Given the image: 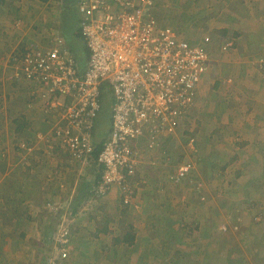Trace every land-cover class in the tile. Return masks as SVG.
Masks as SVG:
<instances>
[{
  "label": "built area",
  "instance_id": "2783aa9c",
  "mask_svg": "<svg viewBox=\"0 0 264 264\" xmlns=\"http://www.w3.org/2000/svg\"><path fill=\"white\" fill-rule=\"evenodd\" d=\"M155 7L154 0H78L89 52L84 62L60 36L46 46L29 44L24 53L11 56L12 78L38 84L48 98L45 111L52 113L54 125L37 138H58L52 149L62 147L79 166L96 165L100 180L95 195L104 197L116 188L125 205L136 199L132 181L147 164L146 155L192 114L212 62L211 37L190 41L171 26H160ZM21 24L19 20L16 26ZM232 45L230 40L224 50ZM106 96L111 99L110 127L96 157L95 126ZM189 142L195 151L194 138ZM34 146L28 142L22 147L32 151ZM195 167L193 160H184L172 183L192 181L201 191L199 180H192ZM69 221L53 237L48 264H69L74 238Z\"/></svg>",
  "mask_w": 264,
  "mask_h": 264
},
{
  "label": "crops",
  "instance_id": "0c3cea01",
  "mask_svg": "<svg viewBox=\"0 0 264 264\" xmlns=\"http://www.w3.org/2000/svg\"><path fill=\"white\" fill-rule=\"evenodd\" d=\"M215 2L218 7L209 4L213 8L209 9L204 17L212 19L215 24L216 22H220L216 24V27L219 26L217 28L226 29L223 31L224 33L230 32L231 35L233 33L237 34L239 36L240 46L238 39L235 37H233L232 47L228 50H223L221 44L217 46V48H215L216 46L213 48V43L210 45L209 52L213 56L216 55V57H220L219 55H221L219 61L221 75L219 76L225 78L221 80H217L216 78L213 79L212 69L204 76L199 90L198 105L201 104V110L205 112V107L207 106L205 102H207V104L211 105L208 106L210 107L209 111L213 112L214 115L209 117L207 123L203 125L206 128V132L199 127L200 123H198L196 132L191 126V133L194 134L195 132L198 137H202L206 133L209 135V139L210 141L212 140V143L214 142V135L220 133V135H222L226 131V134L241 135V140L243 141L235 146H238V149L242 146V150H240V152L237 151V153H234L231 157H229V154L225 159L223 169H221L225 170V172H221V170L219 172L223 177V181H225L224 184L227 185L224 192L225 197L227 196L225 201L227 202V198L229 197L230 199L234 198L233 200L235 202L237 201L236 205L239 207L242 205L241 203H243L241 200H244L246 201L245 207H250L247 206L249 203L254 209L246 208L247 213L248 211L253 213L251 218L253 222H251V224H248V220L245 223L242 222L243 224H240L241 227L239 226L237 229L242 230V234L238 237V241L243 247L244 243L247 245L249 242H254L255 238L258 236H264V63L261 62V60L264 59V43H254L258 40L255 36H264V0H218V2ZM7 3V0H0V171L3 172L4 169L5 171L7 170L6 174H3V178L1 179V183L4 184L5 182L3 186V189H5L3 190V194H5L0 195V225L3 226L4 230L0 229V231L4 232L3 237H0V264H32L35 259L39 258V253L34 246L35 239L31 238L32 236L35 237V233L38 235V226L41 228V223L37 222V220H41L45 215L43 210L47 208L43 207L44 204L48 205V208L53 207L56 211L64 210L63 212H65V209L61 204L56 205L49 199V196H54L55 194L54 190L56 187L53 185L43 186L40 187V189L36 185H33L31 188L29 185L17 184L18 188H16L15 192L13 191L10 196L8 194L9 192H7V190L10 189L6 188L7 182L11 180L10 173H16L15 177L21 182H24L22 179L28 175L25 176L22 173L24 170V163L22 161L19 162L18 159L13 162L8 160L7 154L13 152V144L5 141L4 134L11 133L13 136L17 135L15 134L16 126L13 121L14 118L24 116L29 124H31L32 121H35V117L31 119L29 117L30 113H36L38 115L45 114L46 117L48 116V113L44 110V101L41 98H36L35 95L33 97L31 95L32 91L35 90L36 83L34 84L24 80L16 81L12 78L11 74L14 67L11 62V56L15 52H23L24 47L30 42H38L42 43V45L48 44V42L44 40L46 37L43 38V34L39 33V29L31 31L33 26L39 23L40 15L35 7V3L31 2L32 5L34 4L32 8L30 4L23 9L22 7L21 9H15L13 7L15 10L14 14L11 13L13 9L10 10V8L6 6ZM222 9L223 12H221ZM19 20H21L22 24L20 27H17L16 23ZM28 23L32 28L29 29ZM219 37L217 36L218 39ZM250 44L253 45V49ZM229 57L230 59H227ZM79 58L84 60L81 55ZM244 64H247V66ZM231 72L232 75H227ZM218 82L221 85L220 90L229 93L227 97H219V95L216 97L213 95V91H215L213 88ZM22 89H25L27 93L25 94ZM236 92L240 95L234 94ZM28 94L29 98L27 97V99H29V101L24 105L20 102L23 101L22 95L25 97ZM30 95L35 102L37 101L33 106H31L33 100L30 99ZM14 103L23 106L21 109L19 108L17 110L14 107ZM36 105L39 108L41 106L44 113L33 110L32 108ZM198 109L199 110H196V112L194 111L190 116L194 123L196 122V118L198 122L201 117L197 116L201 111L199 106ZM9 116L12 117L11 126H8L7 123ZM239 118H245V121L243 122ZM186 119L188 118L186 117L181 123V128L182 125L186 124ZM236 121L237 125L235 126L234 122ZM42 122L46 123L48 121L42 119L39 124ZM222 122H226L225 125H222ZM44 125H42V127H44ZM30 128L31 127L26 130ZM236 128L239 130V133H236ZM229 129L231 130L228 131ZM181 130L182 132L184 131L183 129ZM1 137L5 142H1ZM34 141H36V137H34L31 142ZM188 143L190 142L188 141ZM225 143L227 144V141H224L222 145L224 150H226L227 147ZM18 145L19 147L15 146L14 150L18 152L22 151L20 144ZM1 151H5V153L2 154ZM48 151H51V154H55L56 148L52 149L50 147ZM237 158L241 160L236 164ZM6 161L9 167L6 165ZM213 165H215V163ZM32 172H35V170ZM56 173L57 175H61L58 171H56ZM47 180H51L50 177L47 178ZM76 196L77 193L76 195L72 194L70 198ZM160 196L165 198L163 201L164 206L167 202V196ZM47 197H49L48 200L46 199ZM7 198L19 202V208L14 207L11 202H9L10 204L8 206L14 208L11 215H14V211H16L17 215H23V218L17 217L15 219V222L20 221L22 227L21 230L19 228V237L11 236L13 232L11 230V224L8 223L9 221L1 213L4 209L7 211V205H3ZM184 199H186V197H184ZM211 200L215 202V199L211 198ZM149 201H151L150 195H141V203L148 204L147 202ZM188 202L189 201H183L182 204L185 205ZM198 202V204L202 203L201 201ZM193 204L194 203H190L189 212L193 211L194 207L197 205ZM232 204L233 201L231 205ZM72 206L73 203H71V205L69 204L66 210H70ZM149 207L152 208V206ZM164 207L168 209L170 204ZM84 210L83 205L82 209L76 215V218H78L77 225L73 221L77 231L76 235L78 234V238L76 239L78 241V246L74 248V256L71 258V264H73V261L77 258H81L82 261L87 260L92 262L94 260L95 264H212L217 258L223 264L227 262V258L222 255L224 252H217L220 249H217L218 247H215L214 244L210 245L208 239L204 244L200 242L198 236L190 237L187 234L179 235V231L177 233L178 229H176V227L179 226L177 225L179 222L176 223L172 218H169L170 214H167L168 217L164 219L163 227L159 228L158 237L150 238L147 236L150 227H146L145 222L138 221L133 223L137 229V233L135 234V239L132 244L124 242L117 244L115 243V239L122 238L126 234L128 225L130 224L127 222L122 223L125 216L135 212L130 210L126 213H122V209L113 207L112 210L106 211L107 218L104 220L103 225L95 227L93 224L96 221L93 222V220H95L96 214L100 211L96 213H87V211L84 212ZM68 212L72 214V211ZM29 216L32 217L31 221ZM89 219L91 221H89ZM182 221L185 222L186 219H182L180 221L181 224L183 223ZM126 225L127 230H123ZM183 225L181 229L186 226ZM202 225L203 223L201 222L200 226ZM219 230L221 229L219 228ZM32 232H34V234H32ZM22 234H25V237L20 238ZM233 234L236 235V233ZM84 235H86V238H84ZM230 238L231 234H226L223 236V242L227 244L230 243L228 242ZM92 243H94L96 251L90 248ZM231 248L234 247H228L229 250ZM76 251L77 256H75ZM241 254L250 257L249 253L241 252Z\"/></svg>",
  "mask_w": 264,
  "mask_h": 264
},
{
  "label": "rangeland",
  "instance_id": "374dc122",
  "mask_svg": "<svg viewBox=\"0 0 264 264\" xmlns=\"http://www.w3.org/2000/svg\"><path fill=\"white\" fill-rule=\"evenodd\" d=\"M2 1V0H1ZM7 7L13 9L11 11L12 14H14L15 9H22L26 8L28 4H30L31 8L33 7L32 3H35V7L38 10V14L40 15L39 23L37 25L33 26V30L39 29V33L43 34V38L46 37L47 42H50L54 40L56 37L60 36L62 37L60 33L61 24L64 23L65 16L68 15V7L65 5L66 0H7ZM156 2L157 11L156 15L159 20V22L162 25H169L173 29H175L183 38L190 40V41H199L205 36L211 37V41L213 42L214 46L213 48H217V46H220L221 48L228 45V41H233V37H235V33L232 35L230 32L224 33L223 31L226 30L224 28H217L216 24L212 21V19H207L204 17L205 14L208 13L209 9H212L213 7L210 5H215V7H218L215 1L218 2V0H154ZM32 2V3H31ZM210 4V5H209ZM14 7V8H13ZM20 7V8H19ZM223 12V9L221 10ZM206 16V15H205ZM46 17V18H45ZM229 23V22H228ZM29 25V23H28ZM28 27V26H27ZM212 27V28H211ZM32 28L31 25H29V29ZM222 32V33H221ZM220 37H219V35ZM230 34V35H228ZM219 37V39L217 38ZM35 37V36H33ZM239 36H237L238 39ZM258 38L255 44H262L264 43V36H255ZM211 42V44H212ZM238 43L240 46V40L238 39ZM34 44L42 45V43L34 42ZM252 45V44H250ZM261 47V46H260ZM231 47H228V49ZM254 48L253 45L251 47ZM227 49V50H228ZM220 57H216V55L211 54L212 63L210 65V68L208 72L213 71L212 77L213 79H219L225 78L221 75V67L219 65V61L221 59ZM227 59H230L227 58ZM248 61V60H246ZM247 66V64H244ZM218 68V69H216ZM241 68V67H239ZM238 68V69H239ZM232 75V72L227 74ZM221 85L219 86L218 90L213 91V95L217 97H227L229 93L227 91H221L220 90ZM27 89V88H26ZM22 91L26 94V90L22 89ZM221 94V95H220ZM234 94H238L237 92ZM233 94V95H234ZM18 95V94H17ZM32 97L35 95L36 98H41L44 101V110H47L49 107L47 106V99L42 96V91H40V86L36 84L35 90L31 93ZM30 99L33 100L31 106L35 105L34 99L31 97ZM240 95V94H238ZM23 101H20L24 105L26 104L29 99V94L25 97L22 95ZM25 99V100H24ZM199 99V98H198ZM109 101V102H108ZM107 101V108L110 113V107H111V99H108ZM198 102L196 103L195 108L192 110V114L194 111L198 109V106L200 110L202 109L201 104L198 105ZM15 104V103H14ZM205 107L206 111L202 112L200 111L198 117H200V120L194 123V121L190 120L187 122V124L182 125V128L178 129L176 133H174L172 136H167V138H164L161 142V145L158 149L153 151V155L148 157V163L141 168L140 178L133 180L132 184L137 191V196L134 201V203L128 207V210H131L132 212L130 215H126L122 223H136L138 221L144 220L146 223H151L153 221V226H150L149 228V236L150 238L158 237L159 235V228L163 227V221L165 218L168 217L172 218L176 223L179 222V226L176 227L177 233L179 231V235H188L190 237H199L200 242L204 243L205 241H209L210 245L214 244L215 247H218L217 252L221 251L223 256L227 258V262L224 264H264V236H258L255 238L254 242H249V244H245L242 247V245L238 241V237L242 234V230H237L240 224H243L247 222L248 224H251V218L253 216V213L248 211L246 208H250L252 210L253 206L249 203L245 207L246 201L241 200L243 203L239 207H237V201L235 202L234 198H227L228 201L226 202L225 199V189L227 188V185H225V181H223V177L221 173L219 172L221 169H223V165L225 163V159L228 157H231L234 153H237V151L240 152L242 150V146H240V149H238L237 145L241 141V135L237 134H231L223 133L222 135L216 134L214 135V142L212 143V140L210 141L209 135L205 133L202 137H198L196 135V128L197 124H199V127L201 129H204L206 132V128L203 126L204 123H207L209 117H211L213 112L209 111L208 106H211L210 104H207ZM23 105L15 104L14 107L18 110L21 109ZM106 108V109H107ZM35 111H39L40 113H44L42 107L40 108L36 105L32 108ZM29 110V109H28ZM32 111V110H31ZM191 114V115H192ZM48 116L46 117L45 114L38 115L36 113H30L29 117L31 119H35V121H32V125L29 124V127H31L29 130L24 131L21 133V135H15L13 136L11 133L4 134V139L6 142H11L13 144V152L10 154H7V158L9 161H15L18 159V161H22L24 163V170L22 173L27 177H22L24 182H21L17 180L16 173H10L11 180L7 182L6 188H10L7 190L9 192V196L12 194V192L16 190L17 184L21 185H29L31 188L33 185H36L38 188L40 187H46L48 185L55 186V194L54 196H49L46 199H51L54 204L58 205L61 204L65 212L52 210L51 208H48L46 204H44L43 207H46V210H43L45 212V215L41 220H37V222L41 223L39 228L38 226V235L35 233V237L32 236L31 239H35L34 246L37 248L38 251V259H35V261L32 262V264H42L44 261L43 259L46 257H49V254L51 252L52 245L54 246V243L52 242L53 237L55 236L56 229L61 225L64 221L66 223H69L71 220L70 217L74 218V223L77 225V219L76 215L72 214V216H69L70 210H66V207L68 208L69 204L74 203L76 200V197H71L72 194L76 193L78 194L83 186L86 184H93L94 181V174L96 172L95 168L92 166L82 167L79 166L78 163L73 161L65 150H63L61 147L60 149H57L55 154H51V151H48L51 146H55L56 144L60 143V140L58 138L52 139V140H39L37 138L39 133L44 132L45 134L50 130L54 125L53 119H52V113H48ZM43 116V117H42ZM107 116V117H106ZM110 116V115H109ZM33 117V118H32ZM51 117V118H50ZM46 119L48 122H42L40 123V120ZM48 119V120H47ZM240 119V118H239ZM11 120L12 117L9 116L8 118V126H11ZM238 120V119H237ZM241 121H245V118H241ZM104 122L109 124L110 120L107 115H100L98 117V122ZM4 123V122H3ZM226 123V122H225ZM224 122H222V125H225ZM46 124V125H44ZM44 125L45 127H42ZM101 125V124H100ZM110 125V124H109ZM187 125V126H186ZM234 125H237V121L234 122ZM191 126L193 127V130L195 131L194 134L191 133ZM28 127V128H29ZM27 128V129H28ZM100 128V127H98ZM45 129V131H44ZM183 129L184 131L182 132ZM229 129L228 131H230ZM49 131V132H50ZM236 133H239V130L236 128ZM99 130L96 129V139L98 136ZM193 134V135H192ZM1 136V135H0ZM191 136H194L195 140V150L196 152H192V150L188 147V140ZM34 137H36V141L31 142ZM2 138V137H1ZM2 138L1 142H5ZM227 141V147L226 150H224V147L222 146L224 141ZM26 142V143H25ZM29 144L33 147L32 151L25 150L24 147H22L24 144ZM31 142V143H30ZM165 143V144H164ZM22 151H15L14 147H19ZM164 144V145H163ZM58 147V146H57ZM229 147V148H228ZM19 148V149H20ZM59 148V147H58ZM63 150V151H62ZM1 153H5V151H1ZM49 153V154H48ZM167 153V154H165ZM251 156V155H249ZM10 158V159H9ZM184 158V159H183ZM185 158L193 160L194 163H196V170L194 172V178L193 181L200 182V186L202 188V192L199 191V193H195L197 190V186L192 181H186L181 183H172V176L176 173V168L178 165H180ZM186 159V160H187ZM53 160V161H52ZM241 159H236V164ZM7 162V161H6ZM215 163V165H213ZM6 165L9 167L8 162ZM59 169V170H58ZM35 172H32L34 171ZM56 171L60 172L61 175H57ZM7 170L3 172L0 171V195L3 194L4 184L1 183V179L3 178V174H6ZM221 172H225V170H221ZM210 174V175H209ZM52 177H51V176ZM51 180H47L49 178ZM21 179V177H20ZM26 180V181H25ZM41 189V188H40ZM152 193V194H150ZM150 195L151 201L147 202L148 204L141 203L140 198L141 195ZM160 195L167 196L166 204H170V207L166 209L163 206V201L165 198ZM159 196V197H157ZM204 197L203 199L201 197ZM152 197V198H151ZM186 197V199H184ZM212 199H215V202ZM197 199V200H196ZM183 201H189L185 205L182 204ZM201 201V204H198ZM233 201V204L231 205ZM171 202V203H170ZM198 202V203H197ZM157 203V204H155ZM190 203L197 204L194 207V210L189 212ZM193 204V205H194ZM231 205V206H230ZM81 206V205H80ZM149 206H152L150 208ZM158 206V207H157ZM115 208H119L124 210L125 207L122 205L120 200L119 192H114L113 195H111L109 198L106 199H98L94 201H89L84 204V212L87 211V213H96L98 211L94 222V226L97 227L98 225H103L104 220L107 218V212ZM139 207V208H138ZM148 207V208H147ZM7 211L3 210V215L6 217V219L9 221L8 223L11 224V230L13 231L11 233L12 237H16L20 235L19 228L21 230V223L15 222L14 215H11L12 212H10L9 207H7ZM31 208V207H30ZM175 209V210H170ZM244 212V213H243ZM73 213V212H72ZM123 213V211H122ZM132 215V216H131ZM248 216V217H247ZM248 218V219H246ZM11 219V221H10ZM163 219V221H162ZM182 219H186L185 222L182 224L180 221ZM89 221H91L89 219ZM156 221V222H155ZM201 222L203 223L202 226ZM243 222V223H242ZM156 223V224H155ZM186 225L181 229L182 225ZM183 225V226H184ZM198 225V226H195ZM46 227H48L51 235V241L47 243V245L43 242L45 238L49 237L47 234V231L45 230ZM241 227V226H240ZM52 228V230H51ZM74 228V242L75 244L72 245V249L76 248L78 246V241L76 240L78 238V234L76 235V229ZM199 229L196 231V229ZM219 228L221 230H219ZM0 229L3 230V226L0 225ZM123 230H127V225ZM225 230V231H224ZM227 230V231H226ZM4 231V230H3ZM0 231V237H3L4 232ZM53 231V232H52ZM236 233L234 235L233 233ZM84 233V232H83ZM173 233V232H172ZM195 233V234H194ZM34 234V232H32ZM226 234H231V238L228 242H223V236ZM146 235V234H144ZM257 235V234H256ZM81 236V235H80ZM22 238V236H20ZM84 238H86V235H84ZM219 239V240H218ZM216 240V241H215ZM215 241V242H214ZM91 242V241H90ZM52 243V244H51ZM205 244V243H204ZM241 245V246H240ZM229 246H233L234 248L228 249ZM94 251V243H92L91 247ZM78 251V250H77ZM77 251L75 252V256H77ZM96 251V249H95ZM243 253H249L250 257ZM48 253V254H47ZM94 253V252H93ZM227 253V254H226ZM221 255V254H220ZM74 256V254L72 255ZM72 260V259H70ZM86 260V259H85ZM104 260V259H103ZM73 264H95V261H82V259H75L73 261ZM71 264V262L69 263ZM212 264H223L219 259L213 261Z\"/></svg>",
  "mask_w": 264,
  "mask_h": 264
},
{
  "label": "trees",
  "instance_id": "16d2710c",
  "mask_svg": "<svg viewBox=\"0 0 264 264\" xmlns=\"http://www.w3.org/2000/svg\"><path fill=\"white\" fill-rule=\"evenodd\" d=\"M77 1L78 0H66L65 1V5L68 7L69 11H68V15L65 16V18L63 20L64 23H62L60 25L61 26L60 33L62 35L64 43L66 44L67 48L70 50L71 53L75 54L78 58L80 57V55H84L85 58H86L89 52H88V49H87L86 44L84 42V38H83V35H82V30L80 28L81 20H80V16H79L78 10H77L78 9L77 8ZM237 36L238 35L235 34V38H237ZM33 43L34 42L28 43L26 45V47L29 44H33ZM49 44H50V42H48L47 45H49ZM26 47H24L23 53L25 52ZM219 86H220V83L218 82V83H216V85L214 86L213 89L216 91V90H218ZM108 99H109L108 96L104 97L105 107H104L103 113L101 115H107V113H108V117H109V120H110V116H109L110 113H109L108 108H107ZM197 101H198V96H197V99H196V103H197ZM190 116L191 115L189 114V115H186L184 117V119L186 117L188 118V119H186V122H185L186 124H187L188 121L192 120ZM183 120H182V122H183ZM13 121H14V124L16 126L15 127V134H17V135H21V133H23L29 126V122L26 120V118L24 116L23 117L14 118ZM109 124L101 122V121L98 122V118H97V123H96V126H95V130L98 129L99 130V132H98L99 134L97 136V143H96V147L97 148H95L96 157L99 154V152L101 151L103 139L105 138V136L109 132L108 131L109 127H110ZM98 127H100V128H98ZM44 131H45V129H44ZM191 138H194V136H191L188 141H190ZM165 154H167V153H165ZM99 180H100V177L97 176V177H95V179L93 181V184L89 183V184H86L85 186H83L82 188H80L81 190L77 194L76 200L74 201L73 206L71 208V211L73 212L74 215H77V213L82 209V206L85 203L89 202L90 200L94 201L95 199L96 200H98V199H106V198H109L111 195L114 194L115 191L113 189V190H111L108 193V195H106L104 197H97L95 195L94 189L97 187ZM195 193L201 194L199 191H196ZM201 198H203V196ZM9 202H11L14 207H18L19 208V202L13 201V200L8 199V198L5 199L3 205L4 206L7 205V207H8L9 204H10ZM122 205L125 207V209L123 210V213H126L127 211H130V210H128V207L131 206V205H124L123 202H122ZM9 210H10V212H12L14 210V208L9 207ZM1 213H3V210L1 211ZM17 217H22L23 218V215H19V214L17 215L16 211H14V218L16 219ZM31 218L32 217H30V221L32 220ZM141 221L145 222L142 219H141ZM162 221H163V219H162ZM152 224H154L153 221L151 223H149V224L146 223V227L153 226ZM45 230L47 231V234H48L49 237L45 238L43 242L47 245V243L51 241V235H50V232H48L49 231L48 227H46ZM51 230H52V228H51ZM196 230H199V229L197 228ZM136 233H137L136 227L134 226L133 223H130L128 225V230H127L126 234L122 238L115 239V243L120 244V243L124 242V243H128V244H132V242L135 239V234ZM21 236L23 238V237H25V234H22ZM73 240H74V238H73ZM48 258H47V255H46V257L43 259L44 261L42 262V264H48Z\"/></svg>",
  "mask_w": 264,
  "mask_h": 264
},
{
  "label": "clouds",
  "instance_id": "9594fccd",
  "mask_svg": "<svg viewBox=\"0 0 264 264\" xmlns=\"http://www.w3.org/2000/svg\"><path fill=\"white\" fill-rule=\"evenodd\" d=\"M156 11H157V6L155 7V13H156ZM155 16H156V18H157V15H156V14H155ZM157 20H158V18H157ZM158 22H159V20H158ZM159 24H160V26H163V27H164V26H169V25H162L160 22H159ZM177 33H178V32H177ZM81 57L85 60V56H84V55H81ZM79 59H80V58H79ZM211 59H212V58H211ZM84 60H81V59H80V61H82V62H84ZM211 64H212V62H211ZM207 73H208V72H207ZM203 79H204V78H203ZM202 82H203V81H202ZM198 95H199V93H198ZM58 147H59V148H58ZM58 147H56V148H57V149H60V146H58ZM61 148H62V147H61ZM57 149H56V150H57ZM62 149H63V148H62ZM189 149L192 150L190 147H189ZM63 150H64V149H63ZM63 150H62V151H63ZM65 151H66V150H65ZM192 152H196V150H195V151L192 150ZM66 153H67V154L69 155V157L71 158L69 152L66 151ZM152 155H153V152H152L151 154L148 153V154L146 155V156H147V163H148V157H150V156H152ZM71 159H72V158H71ZM186 159H187V158H185V160H186ZM195 164H196V163H195ZM143 166H144V165H143ZM196 166H197V165H196ZM92 167H94L95 170H96V172H95V174H94V179H95V177L99 176V175L97 174V170H98V169H97V166H96V165H94V166H92ZM142 168H143V167H142ZM195 170H196V167H195ZM195 170H194V171H195ZM140 171H141V170H140ZM140 171L137 173V176H136L133 180H136V179L140 178V173H141ZM99 177H100V176H99ZM135 189H137V188H135ZM114 191L117 192L118 189L115 188ZM118 192H119V191H118ZM119 195H120V193H119ZM136 196H137V191H136ZM120 200H121V203H122L123 201H122V196H121V195H120ZM90 201H91V200H90ZM92 201H93V200H92ZM134 201H135V200H134ZM124 205H125V204H124ZM130 205H132V204H130ZM72 214H73V213H72ZM72 214H69V216H72ZM70 219H71V221H72V225L74 226V223H73L74 220H73V218L70 217ZM57 229H58V228H57ZM57 229H56V231H57ZM52 242H53V239H52ZM51 244H52V243H51ZM73 244H75L74 240H73ZM52 247H53V245H52ZM50 249H51V252H50L49 256L52 254V250H53L52 248H50ZM73 251H74V249L71 250V253H70L71 255H70V258H69V263L71 262L70 259L72 258Z\"/></svg>",
  "mask_w": 264,
  "mask_h": 264
}]
</instances>
